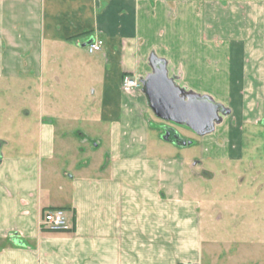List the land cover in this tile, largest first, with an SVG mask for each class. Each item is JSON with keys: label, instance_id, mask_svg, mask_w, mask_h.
Returning a JSON list of instances; mask_svg holds the SVG:
<instances>
[{"label": "crops", "instance_id": "obj_1", "mask_svg": "<svg viewBox=\"0 0 264 264\" xmlns=\"http://www.w3.org/2000/svg\"><path fill=\"white\" fill-rule=\"evenodd\" d=\"M98 39L100 51L82 53ZM152 55L177 86L230 110L213 131L227 138L215 155L240 158L244 126L264 116V0H0V80L15 85L26 114L40 111L37 150L0 148V264H264L262 237L234 248L229 231L216 234L221 218L205 214L198 197L201 161L182 151L192 141H152L142 87L123 91L125 75L152 72ZM56 84L95 96L79 117L88 126L79 141L108 126L109 150L94 172L56 168L65 153L55 143L68 142L64 125L75 117L56 111ZM173 124L165 133L189 128ZM44 166L49 189L65 179L51 196ZM54 209L68 230L43 227V212Z\"/></svg>", "mask_w": 264, "mask_h": 264}, {"label": "rangeland", "instance_id": "obj_2", "mask_svg": "<svg viewBox=\"0 0 264 264\" xmlns=\"http://www.w3.org/2000/svg\"><path fill=\"white\" fill-rule=\"evenodd\" d=\"M82 53L90 54L88 51H82ZM14 87V84L0 80V139L3 140L0 141V148L3 147L5 153L16 152L26 147L37 150L39 134L37 129L31 131V128L34 126L33 120L39 119L40 111L35 109L30 115L26 114V108H22L24 100L21 99L18 89L16 90ZM66 87L65 84H62L55 88L57 93H55V100H57L58 107L56 111L61 115L75 117H73V121H67V124L64 125L70 132L69 137L66 138L68 142L56 141L55 144L57 152L65 153L64 156L57 155L59 160L56 168L58 172L63 175L67 174L69 177L76 175L79 171L83 174L96 171L97 165L105 159L109 147L107 125L100 126V132L95 134L88 130L91 134H88L87 141H79L80 136L77 133L88 128L86 122L80 121L79 117L92 109L91 100L95 96L90 92V89L84 91L80 84L79 87L77 85ZM45 91L47 90L45 89ZM33 95L37 94L33 93ZM147 120L152 141L169 146L164 140L165 127L166 124L173 123L159 119L152 111H150ZM258 122L244 126L243 154L240 158L229 159H220L215 155L219 149L217 143L219 141L223 143L225 139L227 141L226 137H220L215 132L206 136H198L184 126L178 127L181 131L176 129L178 134L183 135L188 141H192L191 145L182 147L183 154L189 158V161H201V164H196V173L201 174L197 181L198 197L203 203L202 209L205 214L221 218L215 232L218 234L229 231L232 236L230 241H239L238 244L236 242L233 244L234 248L236 246L254 247L253 244L259 240L258 237H262L264 241V116ZM24 128L28 129L29 134L24 131ZM158 132L162 134L159 138L157 137ZM31 133L33 134L31 135ZM24 134H27L28 137H25ZM99 139H103L102 144L99 148H95ZM65 146L66 148H64ZM205 151L207 152L204 154ZM227 153L230 154V150ZM93 166L96 167V170ZM221 170H225V173H221ZM208 171H214L216 174L209 176L208 173L206 174ZM42 173L44 194L51 196V191H58V187L64 183L65 179L59 175V180H55V184L49 189L46 167ZM232 214L234 218H231ZM226 239L228 240V238Z\"/></svg>", "mask_w": 264, "mask_h": 264}, {"label": "water", "instance_id": "obj_3", "mask_svg": "<svg viewBox=\"0 0 264 264\" xmlns=\"http://www.w3.org/2000/svg\"><path fill=\"white\" fill-rule=\"evenodd\" d=\"M150 65L152 72L139 80L150 109L159 119L188 126L198 136H206L229 113L228 108L211 96L187 92L177 86L168 76L164 59L152 55ZM169 136L170 130L167 129L165 138L170 139Z\"/></svg>", "mask_w": 264, "mask_h": 264}, {"label": "built area", "instance_id": "obj_4", "mask_svg": "<svg viewBox=\"0 0 264 264\" xmlns=\"http://www.w3.org/2000/svg\"><path fill=\"white\" fill-rule=\"evenodd\" d=\"M103 41L98 39L91 41L86 45V48L89 53H95L102 49ZM142 87L140 80L129 74L123 77L122 89L125 92H129L133 89ZM42 225L46 226L50 231L59 232L65 231L70 228V224L65 217L64 211L61 209H54L48 211L45 216L42 218Z\"/></svg>", "mask_w": 264, "mask_h": 264}, {"label": "flooded vegetation", "instance_id": "obj_5", "mask_svg": "<svg viewBox=\"0 0 264 264\" xmlns=\"http://www.w3.org/2000/svg\"><path fill=\"white\" fill-rule=\"evenodd\" d=\"M178 135L179 134L177 132L170 131V139L171 140L176 141V142L179 141V140L182 141Z\"/></svg>", "mask_w": 264, "mask_h": 264}, {"label": "trees", "instance_id": "obj_6", "mask_svg": "<svg viewBox=\"0 0 264 264\" xmlns=\"http://www.w3.org/2000/svg\"><path fill=\"white\" fill-rule=\"evenodd\" d=\"M170 137V136H169ZM49 209H52V208H49ZM48 211H50V210H45V212H43V216H42V218L45 216V214L48 212ZM43 227H45L47 230H49L46 226H44L43 225ZM50 231V230H49ZM66 231V230H65ZM50 232H53V231H50ZM59 232H63V231H59ZM53 233H55V232H53Z\"/></svg>", "mask_w": 264, "mask_h": 264}]
</instances>
